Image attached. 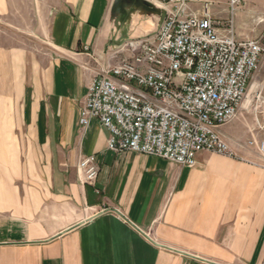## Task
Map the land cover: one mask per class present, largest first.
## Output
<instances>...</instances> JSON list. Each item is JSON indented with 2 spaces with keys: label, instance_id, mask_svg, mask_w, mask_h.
<instances>
[{
  "label": "crops",
  "instance_id": "1",
  "mask_svg": "<svg viewBox=\"0 0 264 264\" xmlns=\"http://www.w3.org/2000/svg\"><path fill=\"white\" fill-rule=\"evenodd\" d=\"M51 1L54 57L12 92L10 48L0 44V264H264V168L210 152L193 168L117 153L98 122L79 124L93 78L124 44L154 35L161 12L138 0ZM205 1L215 19L229 18L227 0H191V9ZM20 2L0 0V19ZM241 2L237 35L258 33L264 0ZM252 120L242 113L221 131L234 147L260 140L264 124L250 130ZM87 156L99 175L83 185Z\"/></svg>",
  "mask_w": 264,
  "mask_h": 264
},
{
  "label": "built area",
  "instance_id": "2",
  "mask_svg": "<svg viewBox=\"0 0 264 264\" xmlns=\"http://www.w3.org/2000/svg\"><path fill=\"white\" fill-rule=\"evenodd\" d=\"M143 1L161 12L157 32L124 44L119 62L96 74L79 124L98 122L117 153L193 168L200 152H210L264 168V139L252 136L234 147L221 131L238 118L251 81L264 71V32L245 39L236 33L241 0H227L226 20L212 16L208 1L200 10L191 9V0ZM240 149L256 151L258 160ZM78 170L83 185L95 182L96 157L82 159Z\"/></svg>",
  "mask_w": 264,
  "mask_h": 264
},
{
  "label": "rangeland",
  "instance_id": "3",
  "mask_svg": "<svg viewBox=\"0 0 264 264\" xmlns=\"http://www.w3.org/2000/svg\"><path fill=\"white\" fill-rule=\"evenodd\" d=\"M51 4V0H24V3H19L20 12L17 15L0 19V44L7 45L10 48L11 63L9 66V81H6L8 87H4V90L9 89L12 92L16 88L18 89L17 83L24 79V75L33 73L40 64L44 66L47 59L53 56V48L47 36L49 18L45 17ZM152 10L158 11L156 8H152ZM263 32L264 22L260 24L258 33L240 34L239 38H255ZM4 86H6L5 83ZM243 107H245V110H240L237 120L242 116V113H246V117L249 116L254 119L258 116L260 119V122L255 121L256 125L254 120L249 122L248 126L250 127L247 128L253 130L263 126L264 114H259V112L264 110V71L259 72L251 81L248 99Z\"/></svg>",
  "mask_w": 264,
  "mask_h": 264
},
{
  "label": "water",
  "instance_id": "4",
  "mask_svg": "<svg viewBox=\"0 0 264 264\" xmlns=\"http://www.w3.org/2000/svg\"><path fill=\"white\" fill-rule=\"evenodd\" d=\"M138 4L139 5H147V3L145 1H143V0H138Z\"/></svg>",
  "mask_w": 264,
  "mask_h": 264
}]
</instances>
